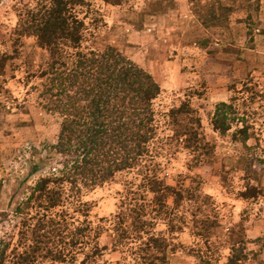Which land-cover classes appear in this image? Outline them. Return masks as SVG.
I'll list each match as a JSON object with an SVG mask.
<instances>
[{
    "label": "rangeland",
    "instance_id": "obj_1",
    "mask_svg": "<svg viewBox=\"0 0 264 264\" xmlns=\"http://www.w3.org/2000/svg\"><path fill=\"white\" fill-rule=\"evenodd\" d=\"M36 1L0 0V59L9 58L0 74V240L10 244L11 257L23 221L34 212L25 206L32 189L42 177L58 175L63 161L55 150L62 118L47 111L41 97L40 74L50 56L35 38L19 35L21 17ZM87 2L84 47L116 48L162 88L152 150L161 177L184 196L176 206L169 199L170 214L156 225L170 245L167 264H226L242 241L248 258L240 264L264 261V0ZM219 3L233 10L228 24H203L199 16ZM221 102L237 113L225 135L212 125ZM183 104L201 120L200 132L211 145L212 154L200 163L176 135L171 111ZM241 128L250 135L246 143L237 141ZM133 180V173L123 174L83 189L93 228L114 229L111 217ZM251 188L257 195L244 198ZM100 243L109 247L104 260L110 264H141L142 242L114 250L113 235L105 232Z\"/></svg>",
    "mask_w": 264,
    "mask_h": 264
},
{
    "label": "trees",
    "instance_id": "obj_2",
    "mask_svg": "<svg viewBox=\"0 0 264 264\" xmlns=\"http://www.w3.org/2000/svg\"><path fill=\"white\" fill-rule=\"evenodd\" d=\"M88 6L87 0H39L21 17L19 35L35 38L50 56L40 74L41 97L44 108L62 118L55 150L63 161L58 175L42 177L32 189L25 206L35 213L31 211L23 221L13 257L10 244L0 240V264H110L104 260L109 247L100 243L105 232L112 233L114 250L142 242L141 264L168 263L170 245L156 233V225L163 214H170L169 199L174 198L176 206L184 196L161 177L152 150L158 135L155 101L162 88L151 73L116 48L84 47L88 16L83 10ZM232 12L219 3L199 17L203 24L220 26L228 24ZM8 59H0V74ZM193 113L189 104H183L171 111V117L177 137L200 163L212 150L200 132L201 120ZM236 114L232 104L219 103L214 130L227 134ZM237 135V141L250 139L244 128ZM132 173L135 180L126 186L129 196L111 217L114 229L93 228L89 203L82 201L83 189L91 191ZM256 192L251 188L244 198ZM17 212H22L21 206ZM241 243L244 247L238 251L233 245L226 264L248 258L246 241Z\"/></svg>",
    "mask_w": 264,
    "mask_h": 264
},
{
    "label": "built area",
    "instance_id": "obj_3",
    "mask_svg": "<svg viewBox=\"0 0 264 264\" xmlns=\"http://www.w3.org/2000/svg\"><path fill=\"white\" fill-rule=\"evenodd\" d=\"M54 170H56V169H54Z\"/></svg>",
    "mask_w": 264,
    "mask_h": 264
}]
</instances>
